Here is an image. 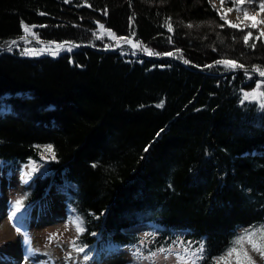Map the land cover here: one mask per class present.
<instances>
[{
	"label": "trees",
	"instance_id": "trees-1",
	"mask_svg": "<svg viewBox=\"0 0 264 264\" xmlns=\"http://www.w3.org/2000/svg\"><path fill=\"white\" fill-rule=\"evenodd\" d=\"M21 22L77 48L23 54L12 43ZM258 35L231 28L210 0H0V160L43 167L19 204L54 188L86 255L179 244L195 264H218L239 227L264 223V105L246 97L264 87ZM144 221L148 236L126 230Z\"/></svg>",
	"mask_w": 264,
	"mask_h": 264
},
{
	"label": "rangeland",
	"instance_id": "rangeland-1",
	"mask_svg": "<svg viewBox=\"0 0 264 264\" xmlns=\"http://www.w3.org/2000/svg\"><path fill=\"white\" fill-rule=\"evenodd\" d=\"M212 6L219 12L220 16L226 22L240 23L238 17L244 20L240 23V28H246L253 22L252 19H244V11H247L250 18L257 21L264 20V12L258 11V5L264 0H255L254 3L249 0H210ZM231 9V11H229ZM32 29L33 35H29L27 40L21 37L15 42V45L24 54L25 49H53L56 45L63 44L64 48L58 55H53L51 51L45 50L41 54H50L59 56L63 52H71L77 48V44L72 41H41L37 36L36 27L27 25ZM258 31H264V23L259 24ZM106 37L109 35L104 30ZM25 33H23V36ZM104 39V38H102ZM116 45H122L126 41L134 49H140L138 43L132 38L115 37ZM54 42V43H53ZM113 42V38L111 43ZM135 46V47H134ZM71 47V51L67 49ZM259 85V87H257ZM253 91L246 93V97L255 98L264 105V96H253V93L264 92V87L259 83ZM49 145H44L45 148ZM43 172L41 164L36 166L33 160L26 163H17L14 166L0 160V264H192L197 259L196 251L185 252L184 247L179 244L171 245L168 248L157 250L152 254H141L133 247H107L103 251H94L89 255L84 254L85 250L80 251L79 247L72 244L73 238L81 232H77L74 211L70 209L61 194L54 188H51L44 197L37 200L30 206L19 204L18 199L25 193L28 183L31 179ZM13 213L15 215L13 216ZM20 231L17 232L16 229ZM155 225L150 222H140L134 226L126 228L127 231L136 232L142 236H148L155 230ZM264 228V223L253 227H239L233 242L246 234V232L257 231ZM27 236L29 243L24 244V238ZM231 246L219 257L223 256L229 264H236V256L228 257L227 253ZM243 250L247 252L255 264H264V257L259 252L253 251L252 246L245 241ZM195 253V256L190 254ZM185 259L181 262L178 257Z\"/></svg>",
	"mask_w": 264,
	"mask_h": 264
},
{
	"label": "snow or ice",
	"instance_id": "snow-or-ice-1",
	"mask_svg": "<svg viewBox=\"0 0 264 264\" xmlns=\"http://www.w3.org/2000/svg\"><path fill=\"white\" fill-rule=\"evenodd\" d=\"M68 2H70V0H65V3H68ZM222 2H223V0H222ZM249 2L254 3L255 0H249ZM229 11H231V9H229ZM260 12H264V2L259 3L258 11H257L256 15H259ZM41 15H44V13H41ZM131 19L132 18H130V20ZM221 19L222 20L225 19V16L222 15ZM244 19H252L253 20L252 23H250L249 25H246V27H250L251 29H256L259 24L264 23V20L257 21L254 18H250L247 11H244ZM238 21H240V23L244 22V20H242L240 17H238ZM21 23H22V27H23L24 33H25V35L22 36L21 39L27 40L29 35H33L32 29L29 26L23 24V22H21ZM227 23L233 29H239L240 28V23H231L230 21ZM32 27H36V26H32ZM167 27H168L169 31H172V25L170 22H168ZM188 27H192V25H188ZM100 28L104 29V25L100 24ZM241 31H242V29H241ZM109 35L112 36L113 39H115L114 34L109 32ZM252 37H253V32L248 31L246 34L243 35V43L245 45H248L249 40ZM260 37H264V31L259 32V35L256 37V39H259ZM12 43L15 44V41H13ZM126 43H131V41H126ZM250 46H251V48H255L256 44L253 43ZM63 48H64V45L59 44V45H56L55 50H53L51 48L39 49V50L38 49H25L24 54L37 55L39 53H42L45 50H48V51H51L53 55H58L60 50H62ZM9 50H11V49L9 48ZM67 50L71 51L72 49H71V47H69ZM145 51H147V50L145 49ZM148 54L151 55L152 53L149 52ZM166 55L171 56L173 54L172 53H166ZM185 63H187V61H185ZM217 63L218 64L222 63V64L226 65L227 67H229L230 69H237V68H243L244 67L243 64H238L236 61H231V60L217 61ZM253 71L259 72V76L264 77V70H260L259 68H254ZM257 87H259V85ZM252 95L253 96H256V95L264 96V92H256V93H253ZM45 151L46 152H52L53 153L52 158L55 159V155H54L52 146H50V145L47 146L45 148ZM18 208H19V202L17 203V209ZM14 215H15V213H13V216ZM74 223L76 224L77 232L78 233L82 232L83 228L81 227V223L79 221H74ZM16 231L19 232L20 229L17 228ZM258 232H259L258 238H257V231L246 232L245 235L238 237L233 243H234V245H237L239 247L230 248L228 253H227V256L232 257L233 255H235L236 256V264H255V262L252 261L250 257H248L247 252L245 250H243V243L245 241H247L252 246L253 251L259 252L261 257H264V228L259 229ZM28 243H29V240H28L27 236H25L24 244L27 245ZM79 250L83 251V249H79ZM161 251L163 252L164 249H161ZM187 251H188V249H185V252H187ZM200 251L201 252L203 251V245H201ZM195 255H196L195 253L190 254V256H195ZM178 259L181 262H183L185 258L183 256H180V257H178ZM192 264H195V260L192 261ZM219 264H229V262L227 260H225V257L222 256L220 258Z\"/></svg>",
	"mask_w": 264,
	"mask_h": 264
}]
</instances>
